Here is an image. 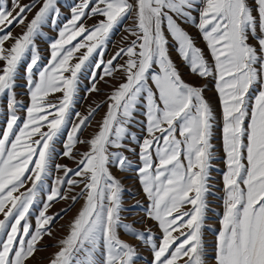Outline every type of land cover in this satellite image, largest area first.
I'll list each match as a JSON object with an SVG mask.
<instances>
[{
	"label": "snow or ice",
	"instance_id": "obj_1",
	"mask_svg": "<svg viewBox=\"0 0 264 264\" xmlns=\"http://www.w3.org/2000/svg\"><path fill=\"white\" fill-rule=\"evenodd\" d=\"M63 7L0 0V264H264V0Z\"/></svg>",
	"mask_w": 264,
	"mask_h": 264
},
{
	"label": "rangeland",
	"instance_id": "obj_2",
	"mask_svg": "<svg viewBox=\"0 0 264 264\" xmlns=\"http://www.w3.org/2000/svg\"><path fill=\"white\" fill-rule=\"evenodd\" d=\"M23 3H27L28 0H22ZM61 4L64 5L62 11L67 14L68 13V5L71 2V0H60ZM91 23V21H90ZM126 23H130V21H126ZM194 31V30H193ZM20 32L19 28L14 29V34H17ZM54 35V33H52ZM122 35H126V33H123L122 30L117 31L113 37H112V43H110L109 45V50L107 53V56L105 57L106 59L109 58L116 50V47L119 45L120 40H121V36ZM46 45H44L43 43H41V47H45ZM101 88L104 89L105 92L109 91L110 89L108 88V86L101 84L100 85ZM19 91V90H18ZM59 95V94H57ZM80 95L83 97L85 94L83 92L80 93ZM207 95L209 97L212 98L213 100V104L216 107V111H217V115H219L220 113V107L219 104L216 100L215 94L214 92H208ZM52 99H55V97H51ZM20 99L24 100L25 103H27L28 101V97L27 96H21ZM104 99L103 94L97 95V94H93L92 96L86 98V99H81L79 104L77 105V110H79L80 112H86L88 109V106L90 104H92L94 101L99 102L102 101ZM103 113L101 112V115ZM100 116H97L96 119L99 120ZM93 131V128L90 127L87 131H85L84 135L85 137L88 136V134L90 132ZM214 143H216L217 145H219L220 141H219V133H217V139L214 141ZM59 163L62 164H68L70 167H74L75 165L72 164V162L68 161L67 159H59L58 161ZM223 171V165L220 164L217 166V168L213 171L212 176H213V183L217 186L220 187V181H221V173ZM117 175H120L119 173H117ZM124 185L126 187V189L130 190L131 193H140L139 196L136 197V199H142V192H140V186L138 184V182L134 179V178H126L124 179ZM222 196V192H218L217 193V198L212 199V207L214 209L215 212V216L212 220H210L208 223L209 225L213 228V229H218L219 228V223H218V219L220 217V215L222 214V200L220 199V197ZM126 199V206H131L135 203V200L132 198V196L130 194H126L125 196ZM82 203V202H81ZM65 207V205L63 203H58L55 205V207L51 210L52 212H58L60 211L61 208ZM80 207V204H77L75 206V208L72 209L71 212H69L66 216L63 217L62 220H58L56 225H55V234L57 237H60L62 235H64L67 231V224L69 223V221L71 220L72 216L75 214L76 209H78ZM132 217H130L131 219ZM61 225H64V228H61ZM122 238L124 239H128L127 236H122ZM207 239L209 240V242H211L214 239V236L212 235L211 232H209L207 234ZM133 243H135V241H132ZM45 243L48 245H53L55 244L54 240H51L47 237H45ZM56 249L54 247H49L46 251H42L39 253V255L41 257H47L50 253L54 252ZM141 253H142V260L140 261V264H144V261L149 259V253L147 251H144L143 249H141ZM42 264H47L46 259L42 261Z\"/></svg>",
	"mask_w": 264,
	"mask_h": 264
}]
</instances>
